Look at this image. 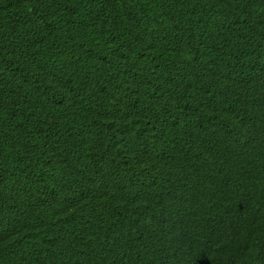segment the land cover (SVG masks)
I'll return each instance as SVG.
<instances>
[{"label": "trees", "instance_id": "obj_1", "mask_svg": "<svg viewBox=\"0 0 264 264\" xmlns=\"http://www.w3.org/2000/svg\"><path fill=\"white\" fill-rule=\"evenodd\" d=\"M0 264H264V0H0Z\"/></svg>", "mask_w": 264, "mask_h": 264}, {"label": "bare ground", "instance_id": "obj_2", "mask_svg": "<svg viewBox=\"0 0 264 264\" xmlns=\"http://www.w3.org/2000/svg\"><path fill=\"white\" fill-rule=\"evenodd\" d=\"M209 197V196H208ZM209 199V198H208ZM210 200V199H209ZM165 202V201H164ZM174 209V208H173ZM173 213V212H172ZM148 226V225H147ZM169 227H170V225H169ZM140 228H142V227H140ZM147 228H151V227H147ZM143 229V228H142ZM146 229V228H145ZM149 231V230H148ZM145 232V231H144ZM143 231H142V233H144ZM139 233H141V232H139ZM140 236V235H139ZM184 248V247H183ZM157 251V250H156ZM182 251V250H181ZM184 251V250H183ZM163 253V252H162ZM183 253V252H182ZM167 255V254H166ZM171 255V254H170ZM170 255H168V257L170 256ZM157 257V256H156ZM164 257H165V255H164ZM170 258V257H169Z\"/></svg>", "mask_w": 264, "mask_h": 264}]
</instances>
